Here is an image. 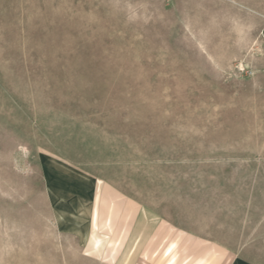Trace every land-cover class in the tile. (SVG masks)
I'll return each instance as SVG.
<instances>
[{"label": "rangeland", "instance_id": "374dc122", "mask_svg": "<svg viewBox=\"0 0 264 264\" xmlns=\"http://www.w3.org/2000/svg\"><path fill=\"white\" fill-rule=\"evenodd\" d=\"M0 264H264V0H0Z\"/></svg>", "mask_w": 264, "mask_h": 264}]
</instances>
